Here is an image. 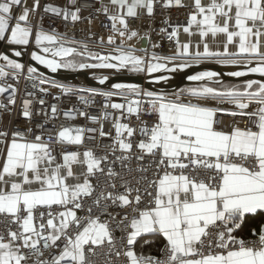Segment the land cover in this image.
I'll return each mask as SVG.
<instances>
[{
  "label": "snow or ice",
  "instance_id": "snow-or-ice-1",
  "mask_svg": "<svg viewBox=\"0 0 264 264\" xmlns=\"http://www.w3.org/2000/svg\"><path fill=\"white\" fill-rule=\"evenodd\" d=\"M71 2L76 4V0ZM189 2L193 11L187 26L174 27L168 39L176 38L181 28L192 35L195 26L201 38L195 51H190V43L176 39L178 48L171 56L160 57L153 53L147 58L137 55V49L125 46V37L129 41L139 37V32L129 27V18H139L144 10L151 16L156 0H108V3L101 0V8L97 11L109 16L113 33L121 38L114 54H92V58L100 63L91 65H77L70 59L57 60L55 57L67 58L77 54V50L64 47L56 35L38 29L34 33L35 44L43 46V53H51L53 58L37 52H33L31 58L54 73L60 68L76 67L129 68L135 72L155 73L161 69L178 71L193 63L215 60L221 65L247 67L246 72L229 73L233 77H244L248 73L264 77V0ZM173 5L189 6L184 0H164V7ZM38 7L39 0H34L31 5L27 0H0V42L6 41L9 46L28 45L33 35L32 18ZM80 10L79 7L71 11L52 6L44 8L45 13L62 15L65 20L70 17L73 22L80 19ZM40 19L42 21L43 16ZM221 34L222 51L213 50L205 38L211 37L215 43ZM114 39L110 35L108 42L113 43ZM46 42L60 46H44ZM234 44H238V51L229 50ZM84 49L87 50V45ZM140 51L146 53L147 50ZM20 55V51H15V56ZM0 60L4 62L0 64V79L9 76L18 79L24 65L6 54H0ZM169 63L173 65L171 69ZM36 71L29 67L28 79H36L31 75ZM218 75L204 71L187 79L211 80ZM107 79L104 77L99 82L104 84ZM158 79L166 80L167 77ZM44 83L47 81L40 79V84ZM52 86L65 94L89 91L106 99L119 93L124 96L125 103L105 104L103 117L79 112L92 123H99V128L61 126L54 137L49 134V141L55 139L59 144L74 146L83 144L86 133L110 137L112 143L103 149L105 155L102 156H96L91 149L82 153L63 151L62 163H58L52 145L45 142L42 135L28 140L19 130L11 133L0 130V142L11 137L6 147V159L0 168V215L10 217V224L17 226L16 230L9 228L7 236L0 233V264H29L30 259L32 264H91L89 256L105 245L109 253L126 257L127 264H264V223L258 233L255 229L250 230L254 239L236 235L250 217H264V80L248 79L243 85L224 86L219 90L208 86L180 89L171 96L142 92L135 84L116 83L112 86L115 91L99 93L55 82ZM40 91L46 93L47 89L40 88ZM5 93L9 94V100L7 105L0 100V109L14 108L18 90L11 84H0V95ZM185 93L190 97L187 101L181 99ZM141 95L148 98L149 114L157 116L150 129L142 130L144 138L133 144L130 138L136 129L120 122L123 113L113 122L115 135L112 136L111 131L105 132L101 121L109 115L107 108L122 110L127 105V114H136L139 118L141 100L129 99V96ZM26 96L31 97V93L26 92ZM79 98L88 103L85 96ZM35 103L44 105L45 101L24 99L21 108L24 117H32ZM58 112L57 106L53 105L52 117ZM45 115L47 117V113ZM65 115L73 117L71 111ZM221 115L230 116L233 123L224 125L218 119ZM237 117L246 119L247 123L241 127ZM37 127L42 132L43 125ZM88 138L96 137L90 135ZM134 147L138 149V160L145 155L151 156L156 167L153 179L142 176L136 181L137 185L141 181L148 185L143 189V195L149 200L143 208L140 207L143 203L141 188L131 187L130 182L111 166L119 162L125 167V161L132 159ZM117 152L120 155H116ZM108 153L113 159L105 172L103 165L109 162ZM147 170L142 166L137 169L139 172ZM97 173L107 178L99 192L98 185H93L90 179ZM88 199L92 203L86 205ZM53 206L62 210L54 213ZM114 206L130 211L120 217L119 213L108 211ZM94 209L96 215H93ZM78 210L86 212L83 219L77 215ZM45 215L48 217L46 222ZM101 215H108L110 219L102 221ZM115 229L124 233L119 238L123 249L116 247ZM142 234L162 236L164 244L159 249L162 258L138 255L133 250ZM57 248L59 251L52 254L51 259H42L45 252Z\"/></svg>",
  "mask_w": 264,
  "mask_h": 264
},
{
  "label": "built area",
  "instance_id": "built-area-1",
  "mask_svg": "<svg viewBox=\"0 0 264 264\" xmlns=\"http://www.w3.org/2000/svg\"><path fill=\"white\" fill-rule=\"evenodd\" d=\"M184 3H186L184 1ZM164 0H156L154 6V13L149 16L147 12H144L140 15L139 18H129V27L133 30L139 32V37H134L132 40H127L125 37V46H131L137 49L136 54L141 56H146L147 58H151L152 54L155 53L157 56H171L173 55L178 45L176 43V39L178 36L172 40L168 39V35L171 33L172 29L177 25L187 24V19L189 15L192 13L193 8L191 5L188 7H177L175 5L171 7H164ZM45 6H52L56 8H67L70 11L74 10L76 7H79L81 10L79 12L80 19L73 22L70 17L65 20L62 15L57 16L52 13H45ZM101 8V0H76V4L73 5L71 0H39V7L35 10V15L32 18V27L33 33H35L38 29H43L49 34H54L58 37L59 40L66 39L69 41H77L81 43H90L98 46H103L109 49H116L120 46L121 38L118 34L113 33L111 21L109 16L102 11H97V9ZM17 14L19 9L16 10ZM43 16L41 21L40 17ZM14 23V21H13ZM161 29H166V31H161ZM147 33V35H145ZM114 36V42L109 43V36ZM146 39V45L142 46V40ZM153 45H156L153 47ZM141 49H146V53L144 51H140ZM87 50H77V53H83L84 57H87L91 60L92 54H96L95 52H85ZM0 54H2L0 52ZM81 55V54H80ZM71 56V55H70ZM69 56V57H70ZM4 62L0 60V64ZM27 66L24 65V68L20 70V76L18 79H14L11 76L0 79V84L9 85L11 84L18 90L17 102L14 108L9 106L5 109H0V130L7 131L11 133L12 131L19 130L22 133L27 135L28 140H34L36 135H42V138L45 142H49L53 148V155L58 156L61 155L63 151H80L83 152L85 150L91 149L94 151L96 156L105 155L103 149L110 146L112 140L110 137H100L98 133L91 134L86 133L85 139L82 145L74 146L67 144H59L55 139L49 141V134L53 137L60 130L61 126L64 127H90V128H99V123H92L90 120L86 119L83 116L79 115V112H86L88 116H96L103 117L104 116V105L108 103H125V99L123 95L119 93L114 95L119 97V101L114 100L112 97L106 99L100 95H92L91 92L89 94L85 93L88 91H75L73 93L65 94L62 92L60 88L53 87V82L57 84H63L56 79L47 77L43 74L34 73L36 79H28L29 72ZM135 72V71H132ZM137 73V72H135ZM40 79H45L47 83L40 84ZM35 85V87H34ZM65 85V84H63ZM40 88L47 89L46 93H42ZM72 88V87H70ZM141 91H150L145 89L144 87H139ZM74 89V88H73ZM78 89H85L84 87H79ZM86 90V89H85ZM107 91H115V89H105L101 88L99 92H107ZM26 92L31 93V97L26 96ZM84 92V93H82ZM168 94V93H162ZM85 96L88 100V103L85 104L80 100V96ZM35 98L36 100L43 99L45 101L44 105L39 103H35L33 106V115L32 117L26 118L21 113V108L24 99ZM190 97L187 94L181 96V99L187 101ZM129 99H140L141 100V111L139 113V118H137L136 114L128 115L126 112L127 105L125 109L122 110H114L111 107L107 108V113L109 115L106 119H102L103 128L105 132L111 131L112 136L115 135V130L113 128V122L116 117L121 116V113L124 115L121 117L120 122L128 123L130 127L136 129L132 138H130L133 144H137L140 139L144 138L142 136V130L145 128L150 129L155 121L157 120V116L155 114H149V106L147 104V97L141 95L140 97L129 96ZM0 100L7 105L9 100V94L5 93L0 95ZM214 104L215 102H210ZM55 105L59 109L58 114L55 117H52L51 107ZM226 107L231 108L232 106L226 105ZM71 111L73 113V117L65 115V113ZM47 113V117L46 114ZM219 120L223 121L224 125H229L233 123V120L228 115H221L218 117ZM236 120L240 123V126L243 127L246 123V119H242L237 117ZM143 122H146L143 123ZM37 125H43V130L37 127ZM31 128L32 132H27V129ZM95 135V139H89L88 136ZM11 137L9 136L6 142H0V168H2V164L4 158L6 156V147L7 144L10 143ZM133 156L129 161H125V167H121V164L117 162L115 165H111L115 168L117 172H119L124 179L130 182L131 187H140L141 193L143 196V203L140 205L141 208L147 205L149 197L147 195H143V189L148 185L141 181L139 185H137L136 181L139 180L142 176H146L148 180L154 178V174L156 172L155 164L152 163L153 157L145 155L142 160L137 159L138 149L135 147L132 150ZM109 162L103 165L105 172L107 168L110 166V161L113 159L110 153ZM116 155H120V152H117ZM145 167L148 170L146 172L137 171L138 167ZM131 169V171H129ZM93 185H98L97 192H99L106 183V176L100 173H97L95 177H90ZM117 187H120V181L117 182ZM122 190V189H121ZM96 193L93 194L95 196ZM92 201L90 199L85 200V204H91ZM71 206V205H70ZM43 210V209H42ZM62 209L53 206L52 211L58 212ZM109 212L115 214L119 213L120 217L124 215L125 212L130 211V209H121L119 207H111L108 210ZM96 211L94 209L93 215H96ZM77 215L83 219L86 215L85 211H77ZM39 216V213H37ZM118 217V219L120 218ZM47 215H45L44 220L46 222ZM101 220H109L110 217L108 215H101ZM111 227L115 228V225L112 224ZM16 230L17 226L14 224H10V217H5L0 215V233H3L7 236L8 229ZM213 233L215 229H211ZM124 235L119 229H115L114 236L117 238L118 249H123V245L119 242V238ZM237 237H241L238 233H236ZM244 237V236H243ZM245 239H254V236L244 237ZM62 247V245H60ZM136 252V244L133 249ZM59 251V248L53 249L50 252H45L42 259H51L52 254H56ZM139 255V254H138ZM145 256H155L161 257V253L157 254H143ZM162 258V257H161ZM91 264H127V258L121 255L120 257L115 256L114 252H108V246L105 245L103 247H98L95 249V255L89 256ZM29 264H32V259L29 260Z\"/></svg>",
  "mask_w": 264,
  "mask_h": 264
},
{
  "label": "water",
  "instance_id": "water-1",
  "mask_svg": "<svg viewBox=\"0 0 264 264\" xmlns=\"http://www.w3.org/2000/svg\"><path fill=\"white\" fill-rule=\"evenodd\" d=\"M147 40L144 38L142 40V46L146 45ZM7 42H0V52L2 54H6L9 55V57L11 59H15L18 62H20L21 64L27 66V67H33L35 68L37 71V73L39 74H43L47 77L56 79L58 81L61 82H65V83H71V84H77V85H82V86H92V87H97V88H105V89H111L113 88L112 86L114 84H116V80H127L124 81L126 82L125 84H135L138 87H144L147 90L150 91H155V92H163V93H174L176 91H178L179 89H181L184 86H189V85H199L200 83H211V84H221L224 82H245L248 79H260V80H264V77L260 76V74L257 73H248L246 76L244 77H233L231 75H229V73H231L229 70H231V67H228L226 65H221L218 64L216 62H202L200 64H192L190 67L182 69L180 71H178L176 74L179 75L178 79L175 80L174 82L170 83L168 86H157L156 84H154L153 82L149 81L147 78H145V74L147 73H135L132 72L129 68H124L123 70H118L119 72V76H114L112 75V70H105V71H97L95 69L94 72H92L90 75L88 76H83L80 78H71L69 77L70 74L72 73H79V71L81 70L79 67L75 68V69H65V70H57L55 73L52 72L49 68L45 67L44 65L40 64L38 61L33 60L30 56V58H28V60L26 59V57H17L15 55H13L11 52H9L8 50L5 49V46H7ZM25 49H28L30 46L26 45H16ZM62 58V57H61ZM60 58V59H61ZM59 59V60H60ZM206 61V60H205ZM87 64H91V63H87ZM234 67V66H233ZM235 67H239V68H247L244 65H237ZM204 69H211L214 71H218L219 73L222 74V79L221 81H217V82H211V81H206V80H202V81H189L187 79L188 76L191 75H196L200 72H203ZM104 75V77H107V80H111L112 83L107 84H101L99 81L98 82H93L90 81L89 78L92 75ZM114 100H118L119 101V97L113 96L112 97Z\"/></svg>",
  "mask_w": 264,
  "mask_h": 264
},
{
  "label": "bare ground",
  "instance_id": "bare-ground-1",
  "mask_svg": "<svg viewBox=\"0 0 264 264\" xmlns=\"http://www.w3.org/2000/svg\"><path fill=\"white\" fill-rule=\"evenodd\" d=\"M61 40L63 41V46L64 47L75 48L76 50H83L84 49V45H87V51H85L87 54L90 51L91 52L93 51L96 54L98 53V54H101V55L109 54V53L114 54V50H115V49H109V48H105L103 46H98V45L90 44V43H81V42H77V41H69V40H66V39H61ZM42 47L43 46H39V45H36L35 43H31V46L28 49H25V48H22V47H19V46H16V45L15 46L7 45V46H5V49L8 50L9 52H11L13 55H15V51H20L21 52L20 57H26L27 60H28V58H30V56H31V54L33 52H37L38 54H41V55H46L50 59L53 58L51 53H48V54L43 53ZM60 58L61 57H55V59H57V60H59ZM207 61L208 62H215V60H206V61H203V62H207ZM179 62L180 61H177V63H179ZM91 64H89V65H91ZM172 66L173 65L171 63H169L168 68L171 69ZM226 66L231 67V70H229L230 72H234V71H245L246 72L247 71V68L243 69V68L235 67L237 65H226ZM252 66H255V64H253ZM95 69L97 71H99V72L100 71H105V70H112V72H113L112 75L119 76L120 74H119L118 70H123L124 68H122V69H109V68H92V67H88V68L81 69L79 71V73L70 74L69 77H71V78H80V77H83V76L85 77V76L90 75L92 72H94ZM58 70H65V68H60ZM178 71H180V70H178ZM178 71H167V70L161 69V70H159L158 72H155V73H148L147 72L145 74V78H147L149 81L153 82L157 86H162V87L163 86H168L170 83H172V82H174L175 80L178 79L179 75L176 74ZM204 71H213V72H216V73L218 72V71H214V70H211V69H204ZM160 76H165V77H167V79L166 80H159L158 77H160ZM221 76H222V74H221ZM99 78L100 77L94 78V77L91 76L89 78V80L93 81V82H98V81H100V79H102V78H100V79ZM204 80L212 82V80H214V78L211 79V80L205 78ZM124 81H127V80H116L114 82L125 84L126 82H124ZM219 81H221V80H219ZM213 82H215V81H213ZM216 82H217V80H216ZM105 83L110 84V83H112V81L111 80H106Z\"/></svg>",
  "mask_w": 264,
  "mask_h": 264
},
{
  "label": "crops",
  "instance_id": "crops-1",
  "mask_svg": "<svg viewBox=\"0 0 264 264\" xmlns=\"http://www.w3.org/2000/svg\"><path fill=\"white\" fill-rule=\"evenodd\" d=\"M186 3L190 5L189 0H184ZM28 4L31 5L34 0H27ZM104 3H108V0H103ZM146 12V10H144ZM181 26H187V24H182ZM178 39L180 40L181 43H190V51H195L196 44L200 42L201 38L198 35V31L195 30V26H193V34L189 35L188 33H184L182 28L178 33ZM209 43L210 46L213 48V50H221L222 51V39L223 36H218L215 39V43H212V38H205ZM202 45L200 47V51H202ZM230 51H238V44L230 45L229 46ZM221 79L220 77H214V80L216 81ZM228 85H225V84ZM244 82H225L219 85H209L208 87H214L219 89H222L224 86H232V85H243ZM176 93V92H174ZM173 93H168L167 95L171 96ZM82 153V152H81ZM57 157V162L62 163V155H58ZM6 159V156L4 160ZM78 167V166H77ZM72 178H70L71 180ZM264 223V217H257L255 219H252L251 217L248 219L247 223L244 225L243 229L238 231L237 233L241 236L244 237H250L253 236L251 233V229H255V231L258 233L260 229V225ZM146 241H151L150 243H146ZM137 254H157L159 253V249L163 247L164 240L162 236L156 235V234H142L141 237L138 238L137 242Z\"/></svg>",
  "mask_w": 264,
  "mask_h": 264
},
{
  "label": "rangeland",
  "instance_id": "rangeland-1",
  "mask_svg": "<svg viewBox=\"0 0 264 264\" xmlns=\"http://www.w3.org/2000/svg\"><path fill=\"white\" fill-rule=\"evenodd\" d=\"M30 39V42L31 43H35V35H34V33H33V35L29 38ZM32 40V41H31ZM29 42V44H28V46H31V43ZM68 45V44H67ZM45 46H48V47H58V46H60L59 44H56V45H50V44H47V42L45 43ZM61 59H70V60H73V61H75L76 62V64L78 65L79 63H92V64H94V63H100V61H98V60H91V59H89V58H87V57H84L83 55H80L79 53H77V54H75V55H71L70 57H67V58H61ZM60 59V60H61ZM77 68V67H76ZM144 72H146V70L145 71H141V72H137V73H144ZM219 75H218V77H220L221 79H222V76H221V74L219 73V72H217ZM113 74V73H112ZM92 77H94V78H98V77H100V78H104V75H100V74H97V75H92ZM99 78V79H100ZM221 79H219V80H221ZM219 80H217V81H219ZM56 81H58V80H56ZM58 82H60V83H63V84H65L66 86H68V87H72V88H74V89H78L79 87H84L86 90H95L96 92H98V91H101V88H97V87H92V86H82V85H77V84H71V83H65V82H61V81H58ZM213 82V81H212ZM216 82V81H215ZM225 83V82H224ZM208 84L209 85H216V84H211V83H206V82H204V83H200L199 85H189V86H184V87H182L181 89H187V88H199V87H202V86H208ZM222 84V83H221ZM217 85H219V84H217ZM225 85H228L227 83L225 84ZM214 88V87H213ZM217 89V88H216ZM180 90V89H179ZM179 90L178 91H176V92H179ZM153 92H155V91H153ZM82 93H84V92H82ZM85 93H87V94H89L90 92L88 91V92H85ZM156 93H160V94H162L163 92H156ZM186 94V93H185Z\"/></svg>",
  "mask_w": 264,
  "mask_h": 264
},
{
  "label": "trees",
  "instance_id": "trees-1",
  "mask_svg": "<svg viewBox=\"0 0 264 264\" xmlns=\"http://www.w3.org/2000/svg\"><path fill=\"white\" fill-rule=\"evenodd\" d=\"M136 247H137V244H136ZM136 252H137V250H136Z\"/></svg>",
  "mask_w": 264,
  "mask_h": 264
}]
</instances>
